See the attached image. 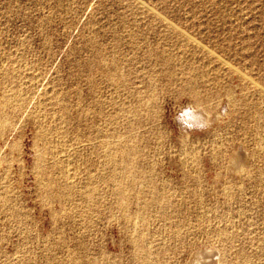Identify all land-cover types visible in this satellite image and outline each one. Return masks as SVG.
<instances>
[{"label": "rangeland", "instance_id": "374dc122", "mask_svg": "<svg viewBox=\"0 0 264 264\" xmlns=\"http://www.w3.org/2000/svg\"><path fill=\"white\" fill-rule=\"evenodd\" d=\"M166 56L204 126L180 67L134 113L98 70ZM0 122V264H264V0H0Z\"/></svg>", "mask_w": 264, "mask_h": 264}, {"label": "bare ground", "instance_id": "6f19581e", "mask_svg": "<svg viewBox=\"0 0 264 264\" xmlns=\"http://www.w3.org/2000/svg\"><path fill=\"white\" fill-rule=\"evenodd\" d=\"M165 21L167 20H164V22ZM167 27L172 31H174V33L180 39H183L186 42V44L193 43L198 48L201 47L200 43L194 41L192 37L188 36L184 31L180 30L178 27L174 25L171 26L169 24L167 25ZM144 39H146V37L140 34H135L132 36L131 44L137 49L141 46V44L145 45L146 59H151L153 56H155V58L158 59V55H156L158 54V51L152 48L154 47V45L151 43L148 44V42ZM203 51L206 54V50ZM207 54H209L210 58L212 57L213 59L215 58L217 60L220 59L219 57L212 54V52H207ZM159 62L160 65L162 64V67L165 66V68H163L160 72H158L159 70L152 71L153 73L149 75L148 78L145 72L144 74H141V72L137 71L136 69L127 68V64L121 65L118 63V60L116 59L108 67L102 61H100L98 65V70L101 71V74L110 82L111 86L115 88L116 92L120 94H126L127 95L126 97L133 98L134 100L132 101L133 105L128 108L129 109L128 112L134 113L135 111H138V108L140 107L143 97L154 93V91L157 88L156 87L157 84H163L162 85L163 87L165 86L172 87L174 85L179 84V82L181 81L178 76L177 69L180 67L181 69L180 71L182 72V74L184 73L186 74V77L184 78V80L186 79L185 80L186 86L184 87L183 92L189 93V96L194 100L195 103V105L192 106L191 104L192 107L190 106L188 109H186L183 112L181 120L184 121L187 126H194V125L204 126L206 124V121H208V117L206 118V104L203 103V100H201L200 92L198 91V88L200 87V83H202V81L206 79L205 71L200 68H197L194 62H191L187 67L180 65L176 68V65H178L177 62L179 61L172 60V58L168 56H166V58H163ZM173 62L175 67L172 66ZM121 69L125 70L126 72L123 73ZM137 84H139L142 87V90H139L140 86ZM124 109H127V107H124ZM98 111H99L98 114L100 115L102 113V106L98 108ZM105 119H106L105 123L108 124L111 123V118L109 116H106ZM4 125L5 123L0 122V127H3ZM128 154H129V150L127 149L122 150V155L124 159L128 156ZM234 163L235 162L231 164L234 166Z\"/></svg>", "mask_w": 264, "mask_h": 264}]
</instances>
